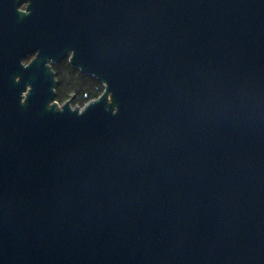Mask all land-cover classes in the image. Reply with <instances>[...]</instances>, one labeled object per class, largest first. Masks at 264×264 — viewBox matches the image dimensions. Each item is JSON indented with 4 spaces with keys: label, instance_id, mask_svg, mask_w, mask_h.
Returning <instances> with one entry per match:
<instances>
[{
    "label": "water",
    "instance_id": "95a60500",
    "mask_svg": "<svg viewBox=\"0 0 264 264\" xmlns=\"http://www.w3.org/2000/svg\"><path fill=\"white\" fill-rule=\"evenodd\" d=\"M28 1L0 0V264H264V0Z\"/></svg>",
    "mask_w": 264,
    "mask_h": 264
},
{
    "label": "trees",
    "instance_id": "16d2710c",
    "mask_svg": "<svg viewBox=\"0 0 264 264\" xmlns=\"http://www.w3.org/2000/svg\"><path fill=\"white\" fill-rule=\"evenodd\" d=\"M28 60L30 58L26 61ZM56 71L58 83L55 100L59 103H64L72 98V105L83 107L103 93L104 86L101 82L83 80V75L76 73L75 69L69 65L65 64L62 69H56Z\"/></svg>",
    "mask_w": 264,
    "mask_h": 264
},
{
    "label": "flooded vegetation",
    "instance_id": "af4514ba",
    "mask_svg": "<svg viewBox=\"0 0 264 264\" xmlns=\"http://www.w3.org/2000/svg\"><path fill=\"white\" fill-rule=\"evenodd\" d=\"M19 1H20V6H19L20 10L23 11V12H26V13L30 12V9H28L29 1H28V0H19ZM73 52H74L73 50H69V51L67 52V55H66V57H65L64 59H62V60H60V61H58V62H54V63L52 64V67H53L54 71L56 72V76H57V71H56V69H59V70H60V69H62V68L65 66V64H66V65H69V66L73 67V68L75 69L76 73H78V74H79V73L82 74V75H83V80H95V81H99V82H100L99 78H97L94 74L89 73V72H86V71L82 70V68H80V67H78V66H73V65L71 64V62H70V57L72 56ZM34 56H35V54L30 55V56H29L30 60H31ZM30 60H28L27 62H29ZM55 68H56V69H55ZM56 78H57V77H56Z\"/></svg>",
    "mask_w": 264,
    "mask_h": 264
},
{
    "label": "rangeland",
    "instance_id": "374dc122",
    "mask_svg": "<svg viewBox=\"0 0 264 264\" xmlns=\"http://www.w3.org/2000/svg\"><path fill=\"white\" fill-rule=\"evenodd\" d=\"M71 99V101H72V98H70ZM60 104H62V103H60ZM74 106V105H73ZM80 107H82V106H80Z\"/></svg>",
    "mask_w": 264,
    "mask_h": 264
}]
</instances>
